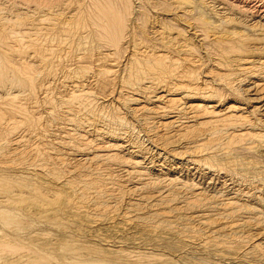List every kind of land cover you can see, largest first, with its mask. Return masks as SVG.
<instances>
[{"label":"rangeland","instance_id":"1","mask_svg":"<svg viewBox=\"0 0 264 264\" xmlns=\"http://www.w3.org/2000/svg\"><path fill=\"white\" fill-rule=\"evenodd\" d=\"M0 264H264V0H0Z\"/></svg>","mask_w":264,"mask_h":264},{"label":"bare ground","instance_id":"2","mask_svg":"<svg viewBox=\"0 0 264 264\" xmlns=\"http://www.w3.org/2000/svg\"><path fill=\"white\" fill-rule=\"evenodd\" d=\"M102 9H103V8H102ZM108 10H109V9H108ZM111 10H112V9H111ZM106 11H107V10H106ZM108 12H109V11H108ZM112 12H113V11H112ZM109 13L111 14V12H109ZM109 13L106 12V14H108V15H109ZM261 14H262V13H261ZM116 16H117V15H116ZM116 16H115V17H116ZM109 17H110V16H109ZM114 20H115V19H114ZM117 21H118V20H117ZM113 23H114V22H113ZM108 24H110V23H108ZM108 24H107V25H108ZM111 24H112V23H111ZM119 26H120V25H119ZM106 28H107V27H106ZM110 28H111L110 31H112L113 34L115 35L116 32L118 31V30H117V29H118V25H117V24H116V25L113 24V26L110 27ZM108 29H109V28H108ZM108 31H109V30H108ZM109 34H110V32H109ZM114 35H113V36H114ZM111 39H112V38H111Z\"/></svg>","mask_w":264,"mask_h":264}]
</instances>
